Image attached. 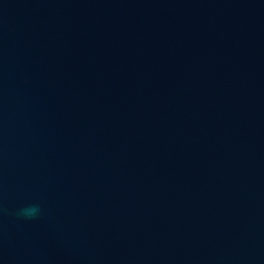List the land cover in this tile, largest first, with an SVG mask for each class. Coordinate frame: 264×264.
I'll use <instances>...</instances> for the list:
<instances>
[{
  "label": "water",
  "instance_id": "obj_1",
  "mask_svg": "<svg viewBox=\"0 0 264 264\" xmlns=\"http://www.w3.org/2000/svg\"><path fill=\"white\" fill-rule=\"evenodd\" d=\"M0 264H264V0H0Z\"/></svg>",
  "mask_w": 264,
  "mask_h": 264
},
{
  "label": "clouds",
  "instance_id": "obj_2",
  "mask_svg": "<svg viewBox=\"0 0 264 264\" xmlns=\"http://www.w3.org/2000/svg\"><path fill=\"white\" fill-rule=\"evenodd\" d=\"M41 212L39 205H29L27 207L21 208L17 212L18 217H23L27 219L36 218Z\"/></svg>",
  "mask_w": 264,
  "mask_h": 264
}]
</instances>
